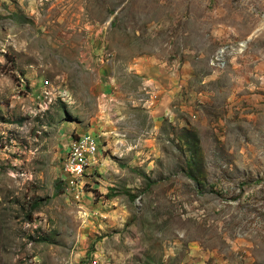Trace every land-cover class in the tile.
I'll use <instances>...</instances> for the list:
<instances>
[{"label":"rangeland","instance_id":"obj_1","mask_svg":"<svg viewBox=\"0 0 264 264\" xmlns=\"http://www.w3.org/2000/svg\"><path fill=\"white\" fill-rule=\"evenodd\" d=\"M198 257L264 264V0H0V264Z\"/></svg>","mask_w":264,"mask_h":264},{"label":"built area","instance_id":"obj_2","mask_svg":"<svg viewBox=\"0 0 264 264\" xmlns=\"http://www.w3.org/2000/svg\"><path fill=\"white\" fill-rule=\"evenodd\" d=\"M99 140L96 135L84 133L71 142L64 158V184L68 181L76 182V193L82 196L85 177L88 170L97 162Z\"/></svg>","mask_w":264,"mask_h":264},{"label":"crops","instance_id":"obj_3","mask_svg":"<svg viewBox=\"0 0 264 264\" xmlns=\"http://www.w3.org/2000/svg\"><path fill=\"white\" fill-rule=\"evenodd\" d=\"M151 71H154V72L158 71V67L151 68ZM120 94L122 95L119 89H114V91L111 93V97H110L111 104H108V106L112 108V111L114 112V114H116L117 109H118L116 104L121 98L123 100V97H121ZM104 109L107 110L106 106L104 107ZM129 244L132 245V244H135V242L131 239ZM117 264H209V263H206L205 261H203L201 257H198V258H192L191 261H182V262H175V263L174 262L156 263V262H145V261H140V260H136V261L129 260V262H122V263H117Z\"/></svg>","mask_w":264,"mask_h":264}]
</instances>
